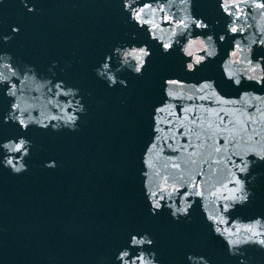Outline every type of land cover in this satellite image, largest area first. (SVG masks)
<instances>
[{"label": "water", "instance_id": "95a60500", "mask_svg": "<svg viewBox=\"0 0 264 264\" xmlns=\"http://www.w3.org/2000/svg\"><path fill=\"white\" fill-rule=\"evenodd\" d=\"M29 2L37 5L35 14H28L21 0L0 5V37L10 35L12 26L21 27L10 43L0 39V52H10L19 62L35 64L44 73L56 61V71L63 69L62 77L86 94L87 113L77 132L31 128L35 148L29 171L14 176L0 170V264H101L102 260L109 264L132 231L151 232L165 264H186V251L207 255L212 264H239V257L229 256L226 245L208 234L198 207L190 222L176 223L167 213L150 217L142 185L144 180L155 184L165 178L171 183L174 174L188 172L185 180L191 183L194 178L203 191L217 182L223 168L221 154L214 151L224 147L228 133L223 124L219 131L200 127L197 109L214 107L211 102L176 101L174 115L161 112L152 120L165 77L216 78L229 95L241 89L224 81L214 62L194 74L186 73L178 50L164 54L155 43L145 74L125 71L122 78L129 86L109 89L95 77L94 68L118 44L146 41V35L128 23L122 0ZM193 12L217 34L225 31L226 18L215 0H195ZM233 39L220 45L222 53L231 48ZM260 56L264 49L256 48L253 59ZM241 87L261 91L254 83ZM10 103L0 91V121ZM186 107L192 111L185 112ZM220 117L227 124L229 117L221 112L217 123ZM18 131L15 125L0 126V139ZM143 155L151 161L150 168L144 169ZM51 160L57 162L56 169L44 166ZM142 170L148 175L142 177ZM253 172L258 176L250 187L256 195L252 203L237 206L229 214L233 218L264 216V163ZM211 207L209 202L208 211ZM245 251L254 258L251 264H264V251L255 247Z\"/></svg>", "mask_w": 264, "mask_h": 264}, {"label": "clouds", "instance_id": "9594fccd", "mask_svg": "<svg viewBox=\"0 0 264 264\" xmlns=\"http://www.w3.org/2000/svg\"><path fill=\"white\" fill-rule=\"evenodd\" d=\"M195 0H122L123 13L128 23L146 35L140 44H118L106 54L94 68L95 77L109 89L118 85L127 88L128 81L122 74L131 72L143 76L153 56L151 44L160 46L164 54L178 50L184 58V71L194 74L209 62L218 64V72L224 81L230 82L237 95H229L216 78L188 80L181 77H165L161 97L153 106L152 120L161 112L175 114L176 101H209L214 107L200 112L201 125L208 131H219L223 124L225 136L223 148L214 147L222 158L221 174L212 187L203 191L194 182L185 180L188 172L176 173L169 183L143 181V196L150 217L167 213L176 223L190 222L194 210L199 209L203 224L211 237L221 240L231 257H239V264H251L253 257L245 249L255 247L264 251V216L254 219L233 218L237 206L252 203L258 173L253 168L264 163V56L253 59L256 48L264 49V0H215L219 12L226 18L225 31L217 34L205 18L193 12ZM5 0H0L3 5ZM28 14L37 12V5L21 0ZM219 26L220 21H215ZM21 27L12 26L10 35L0 39L10 43L19 35ZM233 37L232 46L222 53L220 45ZM133 40L137 37L132 36ZM56 61L47 73L38 70L35 64L19 62L10 52H0V91L11 103L3 115L0 126H18V133L0 139V170L14 176L29 171L35 144L29 130L43 132L79 131L81 118L87 113L85 93L81 87L58 73ZM182 82V83H181ZM244 83H254L258 89H242ZM33 93L39 95L33 97ZM235 97V99H224ZM192 108L186 107L185 112ZM209 115L205 117L204 113ZM229 117L227 124L219 113ZM187 117H185L186 119ZM231 145V147H229ZM154 146V145H153ZM148 143L145 145V150ZM145 153V152H144ZM145 160V155H143ZM48 169L58 167L55 160L47 161ZM144 169L145 165L143 164ZM177 167H179L177 165ZM142 177L148 175L145 170ZM209 202L211 211H208ZM231 221V224L228 221ZM186 264H212L207 255L184 254ZM101 264H106L101 261ZM109 264H165L157 240L149 231H132L124 243L112 255Z\"/></svg>", "mask_w": 264, "mask_h": 264}, {"label": "snow or ice", "instance_id": "6c2138e0", "mask_svg": "<svg viewBox=\"0 0 264 264\" xmlns=\"http://www.w3.org/2000/svg\"><path fill=\"white\" fill-rule=\"evenodd\" d=\"M153 148H155V145L153 146ZM143 164L145 165V167H151V161L149 159L143 160Z\"/></svg>", "mask_w": 264, "mask_h": 264}]
</instances>
